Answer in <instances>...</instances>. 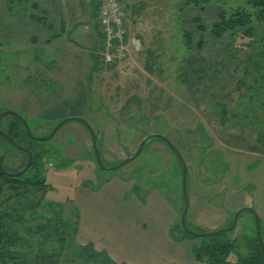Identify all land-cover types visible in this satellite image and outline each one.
Segmentation results:
<instances>
[{
	"label": "rangeland",
	"instance_id": "374dc122",
	"mask_svg": "<svg viewBox=\"0 0 264 264\" xmlns=\"http://www.w3.org/2000/svg\"><path fill=\"white\" fill-rule=\"evenodd\" d=\"M186 1L147 0L149 12L145 18V14L139 18L149 28H136V33L141 35L138 38L139 51L132 52L123 65L103 68L92 51L89 62L91 71L86 76L88 111L82 119L95 133L99 156L105 168L116 166L133 156L145 137L161 135L182 156L187 169L188 199L203 190L217 192V201L224 200L229 194H238V191L250 196L251 186L257 185V182H250V179L246 181L248 175H239L240 178L233 176L235 169L227 160V154H233L230 151L236 149L239 136L246 140L245 143L241 141L244 148L240 151L245 150L249 147L250 140L256 137L255 133L248 127H228L219 122L216 111L217 105L235 107L245 88L254 83L256 73L252 69L251 61L257 54V49L248 48L231 62L223 58L213 63L219 57L217 45L227 42L229 35L218 41L207 32L200 33L196 29L191 31V26H181V18L197 12L194 9L184 10L188 7L199 8L186 6ZM246 2L247 0H223L210 2L205 6L221 8L227 14L237 9H247ZM27 7L31 9L30 5ZM128 28L134 29L132 26ZM181 30L188 31L190 38L194 40L190 43V49L187 48L188 44L182 37ZM198 33L201 36L199 38L196 37ZM196 40L202 42L201 48L194 46ZM212 40H217V44H213ZM240 42L241 39H238L236 43ZM84 45L89 46L87 43ZM11 48L15 47L11 45ZM214 50L216 55H212ZM29 54L32 55L31 52L28 56ZM212 56L215 58L212 59ZM197 57L203 59L195 61ZM24 59L25 52L21 47L11 53H4L2 61L0 60V77H11L17 73ZM231 64L238 69L233 74L236 81L234 86L245 73L249 74L244 90L236 91L235 87L227 89L226 86L231 83L228 76L232 70ZM44 68H30L29 72L39 77L43 75L44 80L53 82L46 70L43 71ZM6 111L10 110H0V113ZM12 112L21 116L18 110ZM21 117L25 120L30 134L36 138L48 136L60 122ZM41 143L45 144L46 152L51 154L46 157L44 164L49 189L43 201L60 204L64 218H73L72 214L78 212V225L80 220L82 224L79 241L76 235L78 245L90 243L82 244L80 240H89L108 228L115 231L125 229L137 238L148 240L154 230L146 220L149 207L145 208L144 205L151 190H157L176 210L178 217L175 223L178 222L182 209L179 176L181 167L177 171L176 164L179 162L164 143L149 141L136 159L116 170L98 166L91 138L86 128L78 123L64 124L49 141ZM257 145L260 152L264 151L261 150L264 147L258 143ZM0 156H3L4 163L10 169L19 167L23 160L1 139ZM258 166L259 162L256 161L247 166L245 172L248 174L253 169L257 171ZM244 184V188L235 189ZM119 185L125 188L121 196L124 201L117 202L114 198ZM86 190L93 192L94 197L86 196ZM134 198L140 207L136 202L128 205ZM233 214L229 215L221 229L229 226ZM252 221L253 217L247 211L242 212L232 230V236L242 234L245 223H250L246 226L247 233L251 231ZM182 242L176 243L181 245ZM140 248L137 247L136 253L141 252Z\"/></svg>",
	"mask_w": 264,
	"mask_h": 264
},
{
	"label": "crops",
	"instance_id": "0c3cea01",
	"mask_svg": "<svg viewBox=\"0 0 264 264\" xmlns=\"http://www.w3.org/2000/svg\"><path fill=\"white\" fill-rule=\"evenodd\" d=\"M33 2L36 5L35 11L29 9L27 5L10 8L8 0H0V60L2 61L4 53H11L20 47L25 52V59L20 65L21 69L11 77H4L6 81L0 77V110H18L26 119L41 121L59 122L66 118H85L88 111L86 76L91 71L89 62L97 43L95 24L97 0H33ZM121 3L125 11L126 25L134 27L128 30L133 31V35L136 36V28L143 30L142 26H146L139 16L145 14V18L148 14V2L147 0H123L122 2L121 0ZM189 9L197 12H191L187 18H181L180 22L183 23L181 26H191L192 29L188 27L191 31L199 25L213 26L218 22L222 11L215 6H205L204 8L188 7L184 12ZM34 13L39 17L44 16L45 24L34 19L32 17ZM146 27L149 28V26ZM196 31L199 32L197 29ZM139 37L141 35L137 34V38ZM196 37L201 36L198 33ZM217 40H212V43L216 45ZM192 41L194 40L191 38ZM85 43L89 46H85ZM199 43L202 47L200 40H196L194 46L197 47ZM11 45L15 48L12 49ZM225 45L226 42L217 45L219 57L213 60V63L224 58ZM215 50L212 55H216ZM29 52L32 55L28 56ZM200 59L203 58L197 57L195 61ZM48 64H52L48 76L52 79L57 91L48 93L41 101H36L32 88L26 81L27 73L30 68H44ZM230 69L232 70L228 76L231 83H228L227 89L234 87L236 81L233 74L238 71L237 66L232 64ZM244 139L243 136H239L236 149L230 151L233 154H227V160L235 169L233 176L240 178L239 175H248L246 181L250 179V182H257V185L251 186L250 196L238 191V194H229L221 201H217V192L203 190L194 193L193 198L188 199L187 219L189 220L187 222L190 225L193 224L205 231L219 230L226 224L229 215L242 207L253 208L264 224V151H259L256 137L250 140V148L245 147V150L240 151L244 148L242 144L246 142ZM261 150L264 149L261 148ZM256 161L259 162L258 170L253 169L247 174L245 172L247 166H251ZM245 186L246 184L235 189ZM226 188L230 187L226 186ZM124 192L125 188L119 185L114 201H124L123 197L121 198ZM85 193L88 197H94L93 192L86 190ZM134 199L128 202V205L136 202L140 207ZM144 207H149L146 220L154 230L148 240L137 238L135 234L125 229L115 231L108 228L104 233L93 236L89 240L81 239V243L90 242L95 250L105 251L116 263L200 264L190 254V247L194 244L192 241L184 240L183 244L179 245L170 239L169 230L176 222L178 215L157 190L150 191ZM80 221L78 241L82 229ZM139 246L141 252L136 253Z\"/></svg>",
	"mask_w": 264,
	"mask_h": 264
},
{
	"label": "trees",
	"instance_id": "16d2710c",
	"mask_svg": "<svg viewBox=\"0 0 264 264\" xmlns=\"http://www.w3.org/2000/svg\"><path fill=\"white\" fill-rule=\"evenodd\" d=\"M222 1L187 0L185 5L203 8L210 2ZM246 4L247 9H237L227 14L221 11L218 22L213 26L199 25L196 29L209 33L215 39L229 35L224 51V58L228 62L248 48L257 49V54L251 61L252 69L256 73L254 83L246 87L249 74L245 73L234 86L236 91L246 87L245 92L238 97L237 105L233 108L217 105L216 117L228 127H248L255 133L256 142L264 147V0H247ZM8 5L10 8L30 5L32 10H36L33 0H8ZM32 17L45 24L44 16L39 17L34 13ZM181 34L190 49L189 33L181 30ZM238 39H241L240 43H236ZM197 47L201 48V44ZM51 69L52 64H48L44 71L48 74ZM42 76L34 75L33 72L27 73L26 81L31 86L36 101H41L46 94L57 91L54 83L44 80ZM0 131L9 139L0 137L1 141L23 159L19 167L10 169L4 163L3 156H0V264H125L116 263L105 251L95 250L91 243L78 245V212L72 214L73 218H64L60 204L43 201L49 189L44 164L46 157L51 155L44 149L45 144L31 139L22 123L13 115L1 118ZM151 140L164 143L154 138L148 140L144 147ZM164 145L167 147L165 143ZM24 150L32 156L28 170L17 177L7 176L5 173H16L24 169L28 160ZM176 166L179 171V163ZM259 224L264 245V226L260 220ZM249 225L250 223H245L243 228L246 232L243 231L238 236H232V231H228L215 237L195 239L182 229L179 219L171 226L169 236L175 242L196 240L190 252L193 259L200 264H264L254 232V219V229L251 228L247 233ZM186 226L194 233L206 232L201 228L191 227L187 221Z\"/></svg>",
	"mask_w": 264,
	"mask_h": 264
},
{
	"label": "water",
	"instance_id": "95a60500",
	"mask_svg": "<svg viewBox=\"0 0 264 264\" xmlns=\"http://www.w3.org/2000/svg\"><path fill=\"white\" fill-rule=\"evenodd\" d=\"M6 115H13L15 116L23 125L27 135L37 141V142H46V141H49L55 134L56 132L65 124V123H68V122H76V123H79L81 124L82 126H84L91 138V145H92V150L95 154V158H96V162L97 164L103 168V169H107V170H116V169H119L120 167L130 163L131 161H133L134 159H136V157L140 154V152L142 151L144 145L146 144V142L150 139H160L162 140L169 148L170 150L173 152V154L175 155L176 159L178 160L179 164H180V167H181V194H182V213H181V218H180V224H181V227L182 229L188 234L190 235L191 237L193 238H206V237H215V236H218V235H221L225 232H228V231H232L235 226H236V223H237V220H238V217L239 215L244 212V211H247L249 213L252 214L253 218H254V223H255V234H256V237H257V240H258V243H259V246H260V249H261V253H262V256H263V260H264V245L262 243V240H261V236H260V224H259V220H258V217L256 216L255 212L253 209L251 208H241L239 210H237L233 216V219H232V224L230 227L228 228H225V229H221V230H217V231H214V232H205V233H194V232H191L187 229V226H186V216H187V211H188V194H187V189H186V175H187V169H186V166L184 164V161L182 159V156L181 154L178 152V150L176 148H174V146L163 136L161 135H149L147 137H145L142 142L139 144V147L137 149V151L133 154V156L131 157H128L126 160L120 162L119 164H117L116 166H113V167H110V168H105L102 166V163H101V159H100V156H99V150H98V146H97V140H96V136H95V133L94 131L90 128V126L87 124V122L82 119V118H66V119H63L61 120L54 128L53 130L51 131V133L44 137V138H36L34 136H32L29 132V129H28V126L25 122V120L17 115L15 112H12V111H6V112H3V113H0V120L2 117L6 116ZM0 136L9 140L8 137H6L5 135H3L0 131ZM24 152L27 153L28 155V160H27V163L24 167L23 170H21L20 172H16V173H5L7 176H10V177H17V176H20L22 175L24 172H26L32 162V156L29 152H27L26 150H24ZM0 169L2 170V166L0 164Z\"/></svg>",
	"mask_w": 264,
	"mask_h": 264
},
{
	"label": "built area",
	"instance_id": "2783aa9c",
	"mask_svg": "<svg viewBox=\"0 0 264 264\" xmlns=\"http://www.w3.org/2000/svg\"><path fill=\"white\" fill-rule=\"evenodd\" d=\"M96 26L99 32L94 54L104 66L124 62L139 51V41L128 36L119 0H98Z\"/></svg>",
	"mask_w": 264,
	"mask_h": 264
},
{
	"label": "flooded vegetation",
	"instance_id": "af4514ba",
	"mask_svg": "<svg viewBox=\"0 0 264 264\" xmlns=\"http://www.w3.org/2000/svg\"><path fill=\"white\" fill-rule=\"evenodd\" d=\"M1 137V136H0Z\"/></svg>",
	"mask_w": 264,
	"mask_h": 264
}]
</instances>
